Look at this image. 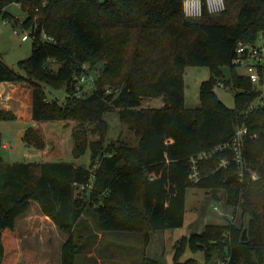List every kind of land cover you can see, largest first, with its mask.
I'll use <instances>...</instances> for the list:
<instances>
[{
  "label": "trees",
  "instance_id": "16d2710c",
  "mask_svg": "<svg viewBox=\"0 0 264 264\" xmlns=\"http://www.w3.org/2000/svg\"><path fill=\"white\" fill-rule=\"evenodd\" d=\"M13 1L26 12L14 19L29 30L31 53L18 61L24 73L0 58V80L31 85L34 120L74 121L72 155L88 150L89 160L4 161L0 155V264L16 252L17 220L31 201L66 233L60 264H75L96 230L138 231L147 244L151 231L181 226L189 186L225 189L227 203L248 214V223L207 222L201 231L181 235L173 243V263L197 264L191 257L180 260L188 249L201 251L207 264H264V109L250 108L257 88L232 64L237 42H255L264 31V0H225L222 11L203 8L197 17L184 15L182 0H0L1 17H11L2 7ZM100 60L96 88L76 96L73 75L83 64L94 70ZM187 65L210 70L195 107L184 105ZM219 80L233 89L232 106L217 96ZM45 84L63 87L65 101L47 98ZM105 85L112 91L106 93ZM151 97L160 104L143 106ZM112 109L134 143L106 137L103 115ZM14 117L0 109V119ZM239 124L252 134L243 153L248 169L240 175L233 161L218 166L227 153L218 150L197 160L200 177L191 180L190 156L230 140ZM23 141L45 146L31 125ZM88 206L96 230L84 214ZM138 264L161 263L143 252Z\"/></svg>",
  "mask_w": 264,
  "mask_h": 264
},
{
  "label": "rangeland",
  "instance_id": "374dc122",
  "mask_svg": "<svg viewBox=\"0 0 264 264\" xmlns=\"http://www.w3.org/2000/svg\"><path fill=\"white\" fill-rule=\"evenodd\" d=\"M6 9L11 13V17L4 22L0 14V58L13 69L24 73L25 71L19 67L18 61L29 57L32 38L29 36L26 40L21 39V35L27 30L14 18L17 17L21 21L25 18L26 12L14 2L8 4ZM14 28L17 29V32L14 31ZM102 68L103 61L100 60L96 62L92 72L98 75L102 73ZM222 69L224 75L227 76L228 67L223 66ZM237 69L239 72L242 70L239 67ZM209 75L210 70L206 65L185 66L183 72L185 106L195 107L200 104V83L202 80L207 79ZM214 90L225 105L232 106L234 104L233 89L230 87L221 88L216 84ZM44 91L49 99L56 100L59 103L65 101L66 91L63 87L54 88L45 84ZM142 104L145 107L158 106L160 98H144ZM103 116L108 123L106 137L112 140L120 137L130 143L136 141L133 132L128 130L125 125L122 126L117 109L108 110ZM0 122L10 121L0 120ZM33 123L36 124L33 127L38 129L42 135L45 146L38 152L21 138L5 133L1 137V144L5 142L10 147L0 146V155L4 161L41 162L44 159H49L73 160L76 163L88 164V150L78 157L72 155L73 138L71 128L75 123L74 121L35 120ZM8 150H11L12 153L9 154ZM27 151H29L28 156ZM19 152L23 155H19ZM224 196H226L225 189L219 187H187L185 209L186 211H194L193 217L197 216L200 221H195L193 225L200 226H190L185 222L181 227L151 231L147 244H143L142 233L138 231H97L92 218L86 215V210L88 212L92 211V208L88 206L84 210V214L87 216L90 228L96 230V237H94L95 241L92 243L91 248L86 251L81 250L78 253L75 264H138L143 252L145 255L159 260L161 264H174L171 256L173 240L174 237L180 236L182 232H195L194 229L203 228L207 222L232 220L233 215L235 216L232 220L234 223L247 226L248 214H242L241 208L227 203ZM40 215L42 213L38 205L35 201H31L28 211L17 220L20 235L16 240V252L8 259L7 264H45L46 262V264H60L59 250L62 241L66 238V233L54 227L51 219L41 218ZM187 257L194 258L197 264H207L203 261L201 251L192 252L186 249L180 260L184 262Z\"/></svg>",
  "mask_w": 264,
  "mask_h": 264
},
{
  "label": "built area",
  "instance_id": "2783aa9c",
  "mask_svg": "<svg viewBox=\"0 0 264 264\" xmlns=\"http://www.w3.org/2000/svg\"><path fill=\"white\" fill-rule=\"evenodd\" d=\"M13 2L20 7L19 1ZM4 8H6V6L2 7V9ZM182 8L185 16L197 17L202 14L203 8H206L209 12L222 11L225 8V0H182ZM2 20L6 22L9 20V17L3 16ZM14 31L17 32V29L14 28ZM29 36L31 37L29 30H27V32L21 35V39L26 40ZM41 37L53 40V38L46 35L45 32H42ZM232 64L237 68H241V73L257 88V95L251 102L250 108L253 109L258 107L264 109V31L260 32L255 42H245L242 40L237 42ZM72 81L74 94L79 97L92 92L97 86L96 74L88 69V65L86 64H83L82 69L73 75ZM217 85L221 88L226 87L222 80H219ZM105 87L106 93L111 92L113 89H111V87ZM251 135L248 126L239 124L235 126L233 136L230 140L218 143L206 151L199 152L197 156H190L189 178L195 181L200 177L197 164L199 158L208 156L210 153L212 154L218 150L226 151L227 153L220 156L217 165L226 166L230 161H233L237 167L238 173L242 175L246 167L248 169V166L245 164L243 153L246 139ZM250 174L253 178L256 177L255 171L251 170Z\"/></svg>",
  "mask_w": 264,
  "mask_h": 264
},
{
  "label": "crops",
  "instance_id": "0c3cea01",
  "mask_svg": "<svg viewBox=\"0 0 264 264\" xmlns=\"http://www.w3.org/2000/svg\"><path fill=\"white\" fill-rule=\"evenodd\" d=\"M0 109L9 110L15 116L13 119H0V120L10 121V122H0L1 137L6 133V134L19 137L21 138V140H23V134L25 132V128H27L30 125L31 126L36 125L33 123L35 120L32 118V87L26 81L0 80ZM1 146L8 147V148L10 147L9 144L5 142H2ZM31 147L38 152H40L41 150L33 146ZM8 151H9V154L12 153L11 150H8ZM26 153L28 156L29 151H27ZM18 154L20 155L21 152H19ZM46 160H49V159H44L43 161H46ZM224 200H226V196H224ZM193 212L194 211H186L185 209L184 219H183V223L181 226H183L185 222H187L188 225L192 226L193 224H195V221H200V219L197 216L193 217ZM40 217L41 218L46 217L45 219H50L44 213H42ZM233 217L235 216L234 215L232 216V220H233ZM242 225L244 226V224ZM181 226H178V227H181ZM193 226L198 227L200 225H193ZM54 227H56L55 224H54ZM176 229H181V228H176ZM202 229L203 228H197L194 230L195 232H199ZM191 232H194V231H191ZM183 234H188V233L182 232L180 236ZM180 236L174 237L175 239L173 240V242H175V240L178 239ZM172 255H173V251L171 253V256Z\"/></svg>",
  "mask_w": 264,
  "mask_h": 264
}]
</instances>
